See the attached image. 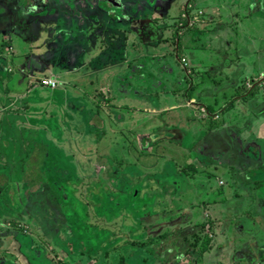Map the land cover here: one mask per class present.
<instances>
[{"label":"rangeland","instance_id":"rangeland-1","mask_svg":"<svg viewBox=\"0 0 264 264\" xmlns=\"http://www.w3.org/2000/svg\"><path fill=\"white\" fill-rule=\"evenodd\" d=\"M230 1L0 0V264L218 260L264 200V0Z\"/></svg>","mask_w":264,"mask_h":264},{"label":"crops","instance_id":"crops-1","mask_svg":"<svg viewBox=\"0 0 264 264\" xmlns=\"http://www.w3.org/2000/svg\"><path fill=\"white\" fill-rule=\"evenodd\" d=\"M233 1H234V4L235 5L232 4V6L230 5V7H233L234 8V6H235L236 9L237 8H239V9H242L243 8V6H244V0H240V1L231 0L230 2L232 3ZM233 8H229V13H228V16H227L228 18H232L230 12H231V10H235ZM237 13L241 14V16H242L241 17V22H243V21H246L247 22L249 20V18H250V22H251V17H253L255 15L254 14V11L252 9L247 14H242L239 11H237ZM259 16H260V18L262 20H264V14H261ZM216 20H217V18H216ZM183 27H185V25H183ZM186 28H187L186 29L187 31L188 30L190 31V28L188 26H186ZM263 28H264V25H260L259 26L260 32H261V30ZM239 32H241L240 33V36H242L246 31L244 29H240ZM185 34H186V32H185ZM183 36H184V34H182V38H183ZM245 37L249 38L248 36L243 35V37H242L243 41H245ZM181 42H183V40ZM181 55L183 57V54H181ZM164 59L165 58H159L158 61H161V60H164ZM246 66L247 65H245L244 67H246ZM22 67H23V65H21V74H22V69H26L25 66L23 68ZM263 68L264 67L259 68L260 71L258 70L256 72V74H261V71L264 70ZM9 72L10 71L8 70L7 73H9ZM22 78L25 79V77H22ZM210 78H211V76H210ZM192 80L193 79H191V81ZM206 81H208V80L207 79L206 80H204V79H198L197 80V83L201 82L202 84H205L204 82H206ZM210 81L213 82V83H215V81H217V78H213ZM188 83H189V81H188ZM223 93H225V92L223 91ZM239 97H241V96H239ZM196 99H199V101H201L204 105H206V103H204L202 100H200V99H203V98H201L200 95L196 96ZM237 99L238 98H236V101H238ZM203 100H205V99H203ZM188 103H189L188 105L192 104V102L190 103V101H188ZM203 104H201V105H203ZM182 106H184V105H182ZM182 108H188V107H182ZM195 111H197L198 113H200L199 112V108H196ZM187 117L190 120L189 114L187 115ZM263 121H261L260 123H258L260 125L258 126L257 129H254V131L256 133L258 131L259 135H257L258 136L257 139H259V141L261 143H263L262 142V138L264 137V135H263V133H264V124H261ZM221 139H222V137H221ZM214 142H217V143L219 142L218 141V135H217V133H214ZM245 163H247V161ZM261 168L264 170V167H261ZM248 174H251L250 175L251 177L247 179V180H250L249 181V183H251L250 186L253 185L252 187H254L255 190H257V193H259L260 195H262V197H264V177H261L260 175H258L259 173H254V172L251 173V171H249ZM258 181H259V183H258ZM258 184H259V186H258ZM237 188H239V186L236 185L235 182H233L226 189L227 192L226 193H223V194H226V196L228 195L227 197L230 198L229 199L230 202L232 201V198L233 197H235V200H237V197L241 194V191L240 190L236 191ZM221 191L224 192V187H223V189ZM259 194H257V195H259ZM221 200L222 201H225L227 199H221ZM256 201H257V198L255 199V202ZM232 202H234V200ZM255 207L256 208H254L252 210L255 213L251 214L250 217H249V215L248 216H245L243 221H240V219L237 220L235 215H232V214L229 215V212H228V215H226V217H227V219L230 220V222H231L232 219H234L233 220V222H234L233 224L235 225V231L232 232L229 229H227V231L229 232L228 233L229 235H228V239L226 241V243H227V245H226L227 247L226 248L224 246L218 247V248L217 247L210 248L211 246H209V248L206 251H204L205 254H208V253H210L209 251L213 250V252H215L216 255L217 254L219 255V257L217 258L218 260H214L212 262V264H264V210H263V208H264V200H263V202H260V200H259L257 202V204H255ZM225 213H226V211H223L222 212V214H225ZM211 222L213 224V221H211ZM241 222H245L246 224H248L247 229H244L241 226ZM242 225H243V223H242ZM41 236H42L41 237L42 238L41 239L42 241H44V240L47 241V238H45V237L43 238V235L42 234H41ZM208 236L211 237L210 235H208ZM206 240H207V238H206ZM1 254H3V253H0V255ZM223 260H224L225 263L223 262ZM227 261H228V263H227Z\"/></svg>","mask_w":264,"mask_h":264},{"label":"trees","instance_id":"trees-1","mask_svg":"<svg viewBox=\"0 0 264 264\" xmlns=\"http://www.w3.org/2000/svg\"><path fill=\"white\" fill-rule=\"evenodd\" d=\"M130 63L132 64V61H130ZM212 76V75H211ZM213 78H215V77H213ZM252 82H255V81H252ZM217 83V82H216ZM246 98L248 97V96H245ZM245 98V99H246ZM25 101H26V99L25 98H23ZM31 100H33V99H30V101ZM21 101V98L19 99V102ZM231 105H233L234 103L231 101V103H230ZM25 107H29V106H31V105H29V104H25L24 105ZM18 108H20V107H18ZM18 108H16V109H14V104H13V106L12 107H9V109H8V112H9V114H11L12 116V118H15V120L16 121H13L11 118H9L8 119V121L6 120L7 118H5L3 121H1V123L2 124H5L6 122H8V124L9 123H17V121H18V119H19V117L20 116H22V114H19L20 113V111H22V109L20 108L19 110H18ZM207 108V111L210 109V107L208 106V107H206ZM206 113V112H205ZM23 115H25V113H24V111H23ZM219 118L220 117H218V119H214L215 121H219ZM212 125V127L211 128H213V126H215L214 124H211ZM36 133L37 132H35V135H36ZM38 135V134H37ZM39 142H40V140L39 139H37V143L35 144V147H34V152H33V155L34 156H36V159H35V161L38 163V164H33V165H39V160L41 161L42 160V158H40L39 156V153L40 154H43L44 153V155L46 154V150H47V148L45 147V146H43L44 144L43 143H41V144H39ZM29 153H30V151H28ZM31 154V153H30ZM40 176H41V174H39L38 175V177L40 178ZM5 179V180H4ZM8 179V176L7 175H1L0 174V185H1V183H5V182H8V181H6ZM2 180H4V181H2ZM20 185H22L21 183H20ZM207 238V240L205 239V244L202 246V250L203 251H206L208 248H209V245H210V241H211V238L212 237H206Z\"/></svg>","mask_w":264,"mask_h":264},{"label":"built area","instance_id":"built-area-1","mask_svg":"<svg viewBox=\"0 0 264 264\" xmlns=\"http://www.w3.org/2000/svg\"><path fill=\"white\" fill-rule=\"evenodd\" d=\"M44 84H47L48 87H50V88H54V87H56L57 82L55 79L47 78V79H45Z\"/></svg>","mask_w":264,"mask_h":264}]
</instances>
